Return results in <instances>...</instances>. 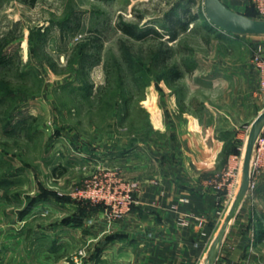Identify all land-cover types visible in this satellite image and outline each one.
Segmentation results:
<instances>
[{
	"label": "rangeland",
	"instance_id": "obj_1",
	"mask_svg": "<svg viewBox=\"0 0 264 264\" xmlns=\"http://www.w3.org/2000/svg\"><path fill=\"white\" fill-rule=\"evenodd\" d=\"M203 13L204 0H0V264H114L117 249L102 260L112 228L102 233L76 206L40 207L103 169L143 182L180 165L165 144L172 132L200 137L190 150L200 170L182 172L190 184L218 192L234 148L244 165L264 110L251 65L263 39L206 26ZM134 147L130 167L91 165L93 153L127 157Z\"/></svg>",
	"mask_w": 264,
	"mask_h": 264
},
{
	"label": "crops",
	"instance_id": "obj_2",
	"mask_svg": "<svg viewBox=\"0 0 264 264\" xmlns=\"http://www.w3.org/2000/svg\"><path fill=\"white\" fill-rule=\"evenodd\" d=\"M223 2L240 12V8L249 7L251 0ZM181 130L170 133L165 142L166 148H171L168 150L180 156L179 163L183 157L180 165L156 175L157 178L152 175L143 182L140 179L128 180L139 185L135 193L137 202L131 212L124 219L115 221L113 226L108 225L100 205L81 203L70 196L64 200L50 197L49 202L40 208L70 206V210L76 212L75 206L80 209L89 204L85 217L99 218L97 222L104 227L102 233L110 228L114 230L107 233L114 234L116 240L106 245L102 253V260L106 261L107 254L117 249L113 254L114 264H264V171L256 178V189L248 192L239 203L228 231L222 236L223 225L234 201H228L226 195L213 189L204 190L199 185L190 184V180L182 176L184 170L192 173L201 167L190 152L196 150L194 147L200 142V137L189 131L181 133ZM185 142L188 149L183 147ZM136 152L134 147L128 150L127 157L115 152L105 156L93 153L101 160L94 159L91 165L99 169L105 162H113L123 165L121 170L132 166L127 160ZM200 156H204V151L197 157ZM182 220L188 225H181ZM63 229L68 228L64 226ZM62 250V246L56 245L53 254Z\"/></svg>",
	"mask_w": 264,
	"mask_h": 264
},
{
	"label": "built area",
	"instance_id": "obj_3",
	"mask_svg": "<svg viewBox=\"0 0 264 264\" xmlns=\"http://www.w3.org/2000/svg\"><path fill=\"white\" fill-rule=\"evenodd\" d=\"M257 15L264 19V0H251ZM263 40L255 43L252 66L259 76V88L264 94V37ZM240 150V148H239ZM243 152L231 154L227 165L221 174L214 179V189L217 193L224 192L227 197L232 196L240 182L242 183L241 171L243 166ZM264 171V129L257 138L251 164H250V185L249 191L256 189V178ZM243 173V171H242ZM241 186V184L239 185ZM72 197L81 203L100 205L105 214L108 225L115 221L124 219L136 204V196L139 185L134 181H127L113 171H99L92 177L85 180L81 185L75 187ZM180 224L187 226V221H180ZM85 252L80 251L78 256H84ZM78 256L72 257V261L78 262Z\"/></svg>",
	"mask_w": 264,
	"mask_h": 264
},
{
	"label": "water",
	"instance_id": "obj_4",
	"mask_svg": "<svg viewBox=\"0 0 264 264\" xmlns=\"http://www.w3.org/2000/svg\"><path fill=\"white\" fill-rule=\"evenodd\" d=\"M204 12L208 21L222 32L234 36L264 37V19L252 18L228 7L222 0H204ZM264 129V110L251 124L245 152L242 183L222 229V236L228 231L236 209L249 191L251 180L250 164L257 138ZM209 264H212L210 262Z\"/></svg>",
	"mask_w": 264,
	"mask_h": 264
},
{
	"label": "trees",
	"instance_id": "obj_5",
	"mask_svg": "<svg viewBox=\"0 0 264 264\" xmlns=\"http://www.w3.org/2000/svg\"><path fill=\"white\" fill-rule=\"evenodd\" d=\"M24 1H26V2H28L29 0H24ZM223 1V0H222ZM30 2H31V4H33L34 3V0H30ZM228 6V5H227ZM229 7V6H228ZM247 10H248V12L245 14V15H247V16H249V17H252V18H256L255 17V14L257 15V12L255 11V9H254V7L252 6V7H247L246 8ZM255 13V14H254ZM202 16H203V19L205 20V24H206V26H207V24L209 23V24H211L209 21H208V19H207V17H206V15H205V12L202 14ZM186 26V24H184V25H182V27H185ZM216 28V27H215ZM122 30H123V32L124 33H126L128 36H130V37H132V38H136V39H140V38H143L144 36H145V32H142L140 29H137L136 27H134V26H130V25H125L124 27H122ZM170 33H171V39H175L176 38V36H177V31L175 30V29H171V31H170ZM176 77H178V74L176 75ZM238 153H240V150L238 149V148H234L232 151H230V153L228 154V157L231 155V154H238ZM227 157V158H228ZM227 161H228V159H227ZM227 163V162H226ZM219 194H225L224 192H220ZM49 197H47V199H48ZM44 199H46V198H44ZM56 199H59V200H64V199H66L65 197L63 198V197H61L60 195H56ZM89 204H86V206H83V207H80V213H81V215L80 216H85L86 215V212H87V206H88ZM71 222H73L74 221V218L72 219V220H70ZM77 222V221H76Z\"/></svg>",
	"mask_w": 264,
	"mask_h": 264
}]
</instances>
